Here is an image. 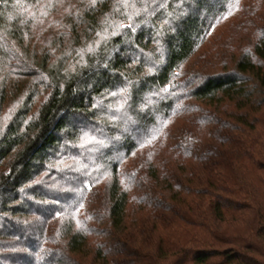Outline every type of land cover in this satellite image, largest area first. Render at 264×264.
<instances>
[{"label":"trees","instance_id":"1","mask_svg":"<svg viewBox=\"0 0 264 264\" xmlns=\"http://www.w3.org/2000/svg\"><path fill=\"white\" fill-rule=\"evenodd\" d=\"M58 5L0 0V264H264V0Z\"/></svg>","mask_w":264,"mask_h":264},{"label":"rangeland","instance_id":"2","mask_svg":"<svg viewBox=\"0 0 264 264\" xmlns=\"http://www.w3.org/2000/svg\"><path fill=\"white\" fill-rule=\"evenodd\" d=\"M59 1V5L57 7H59V9L57 11L59 12H63L65 10V0H58ZM49 23L48 22H45L43 26V28H49ZM17 101L13 100L11 102H9L8 104H4L3 107L2 105H0V116H1V119H0V127H5L10 119H11V116L12 114L15 112V110H17ZM6 112H8V115H6ZM4 116V117H3Z\"/></svg>","mask_w":264,"mask_h":264}]
</instances>
